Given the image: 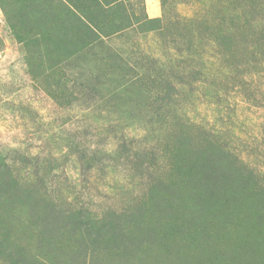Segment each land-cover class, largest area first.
I'll list each match as a JSON object with an SVG mask.
<instances>
[{
    "label": "rangeland",
    "instance_id": "1",
    "mask_svg": "<svg viewBox=\"0 0 264 264\" xmlns=\"http://www.w3.org/2000/svg\"><path fill=\"white\" fill-rule=\"evenodd\" d=\"M156 3L0 0V264H264V0Z\"/></svg>",
    "mask_w": 264,
    "mask_h": 264
},
{
    "label": "crops",
    "instance_id": "2",
    "mask_svg": "<svg viewBox=\"0 0 264 264\" xmlns=\"http://www.w3.org/2000/svg\"><path fill=\"white\" fill-rule=\"evenodd\" d=\"M147 10L148 14H150L153 17H156L159 14V7L156 3V0H147Z\"/></svg>",
    "mask_w": 264,
    "mask_h": 264
},
{
    "label": "trees",
    "instance_id": "3",
    "mask_svg": "<svg viewBox=\"0 0 264 264\" xmlns=\"http://www.w3.org/2000/svg\"><path fill=\"white\" fill-rule=\"evenodd\" d=\"M72 18H74V16H72ZM87 28V27H86ZM89 29V28H88ZM90 33V32H89Z\"/></svg>",
    "mask_w": 264,
    "mask_h": 264
}]
</instances>
